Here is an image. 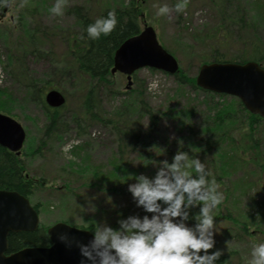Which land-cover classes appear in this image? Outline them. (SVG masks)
<instances>
[{
  "label": "rangeland",
  "instance_id": "374dc122",
  "mask_svg": "<svg viewBox=\"0 0 264 264\" xmlns=\"http://www.w3.org/2000/svg\"><path fill=\"white\" fill-rule=\"evenodd\" d=\"M129 2L130 0H66L63 14L54 15L49 9L55 0L5 1L9 6L0 18V68L4 74L0 90L10 95L8 105L12 109L10 114L0 112L13 117L22 125L26 138L21 149V159L31 176L44 178L46 181L44 187L34 189L29 197L31 204L39 206V225L49 227L61 221L82 228L89 223L115 224L114 227H118L117 221L128 215H151L142 206L136 205L131 194L122 196L120 193L107 191V183L103 185L100 181L102 175L116 165L120 144H128L130 137L121 142L114 129L99 123L90 125L87 133L79 134L73 122L74 116H82V97L86 83L66 53V36L79 28L77 19L67 9L73 5L82 6L94 17L106 8L120 7ZM142 3L144 18L141 20V29L144 24L154 27L159 42L165 49L175 51L173 55L179 68L188 77L196 78L201 66L200 56L208 52L210 43L218 48L219 43L225 41L227 45L225 44L224 51L230 57L239 56L242 48L250 50L249 44L254 43L260 56L264 55V0H142ZM177 4L181 5L179 10L176 8ZM160 5H167L169 11L158 16L156 8ZM241 16L249 26L239 29L237 20L222 25V18L238 19ZM207 32L214 35L210 42L202 39V35ZM195 34L199 36L196 41L193 39ZM10 55L22 60L24 73L28 78L48 81L49 90H59L65 98L57 124V135L47 139L40 150L38 147L48 119L42 107L30 101L24 87L29 80L23 77V69L20 70L13 61L9 63ZM136 77L140 82L136 81ZM111 80L112 91L99 88L97 110L102 116L118 118L115 111L127 108L130 116L127 121L134 125L135 119L141 114L138 109L127 104L133 96L129 91L137 88L142 89L147 104L158 116L156 124H152L147 115H143L137 124L139 134L132 148L129 144L125 147L122 162L137 175H154L158 162L163 159L170 162L178 150L198 157L199 152L191 148L189 143L198 144L197 138L204 133L200 130L204 118L206 114H211L209 112L204 115L207 109L202 101L211 98V104H214L232 98L236 101L238 99L230 95L211 97L209 93L194 89L188 84L179 85L172 74L149 67L136 70L130 84L121 72L112 74ZM187 107L192 108L190 124L196 131L192 140H188V128L180 125L177 113ZM244 132L242 126L239 132L233 134ZM255 133L260 134V139L264 141V121L259 122ZM69 143L72 147L65 154L62 147ZM74 149L77 155L74 154ZM244 169L252 171L253 167L249 164ZM245 171H236L232 181L235 184L242 181L244 192L247 193L237 197L236 203L231 204L234 212L240 214L241 218L251 214L258 223L260 212L264 211V171L257 169L253 174ZM130 177L125 181L113 182L110 179V184L127 188L129 183L134 182ZM249 186L251 188L247 190ZM251 198L258 204L251 207ZM261 218L258 228L250 227V231L257 230L255 243L264 242V215ZM214 241V247L207 251L218 248L224 254L233 250L236 251L239 264H248L250 249L254 244L252 239L240 240L216 230Z\"/></svg>",
  "mask_w": 264,
  "mask_h": 264
},
{
  "label": "trees",
  "instance_id": "16d2710c",
  "mask_svg": "<svg viewBox=\"0 0 264 264\" xmlns=\"http://www.w3.org/2000/svg\"><path fill=\"white\" fill-rule=\"evenodd\" d=\"M179 2L182 5L184 4L182 1ZM5 5V2L0 3V8ZM142 6V0H130L126 5L116 8H106L94 17L90 16L88 11L82 6L73 5L67 9L68 12L77 19L79 28L75 33L66 36V53L69 54L74 68L79 76L85 79L86 83L82 97V116H74L73 119L79 134L87 133V128L93 123H99L105 126L109 125L110 128L114 129L116 134L119 135L121 142L129 136L130 139L128 144L132 148L137 134H139V126L137 124L140 122L142 116L147 115L152 124H156L158 116L152 112L147 104L142 95V89L138 88L129 91L130 93L132 92L133 96L130 103L127 104L128 106L130 105L138 109L140 112L139 114H141L135 119L134 125L127 121V117H130L128 112L129 109L127 108H124L122 111L119 109L115 111V113H118V118H116V116H102L97 110L99 107V100L97 101L100 94L99 88H107L112 91V73L110 70L113 66L115 50L126 38L141 30V20L144 18L143 9H141ZM110 10L115 12L117 21L112 31L107 35L102 34L97 39L88 38L84 31L85 26L93 22L97 17L106 16ZM221 20H224L222 25L230 23L231 20L233 21L232 23L237 20V23L240 24L239 29L249 26L242 16L238 19H234L233 17V19L222 18ZM202 36L205 42H210L209 40L214 37V35L211 36L210 32L204 33ZM31 37H34V35ZM198 37L199 36L195 34L193 36L194 41H196ZM225 44V41H221L217 48L210 43L208 52L200 56V65L212 61L242 63L253 60L264 66V55L262 54V56H260L256 44H249L250 50L248 51L242 48L240 55L235 57H230L226 51H224ZM220 49L224 52H221ZM166 50L172 55L175 53L174 50H168L167 48ZM12 61L20 70L23 69L22 74L25 80H29L25 83L24 87L30 101L41 106L48 119L38 147V150H40L43 145L46 144L47 139L51 138L53 135H57L58 120L65 104L63 103L58 107L49 106L44 99L45 93L49 90V82H41L28 78L27 74L24 73L25 69L22 60L14 55H10L9 63ZM12 73H14L13 70ZM173 76H175L179 85L188 84L194 89L209 93L211 97L213 95H228L225 93L212 92L199 87L195 82V77H188L180 68ZM136 81L140 82L137 80V77ZM9 98V94L0 90V111L7 114H10L12 109V106L8 105L11 99ZM210 99L211 98L202 101L207 109L204 115L209 112L211 113L206 114L207 116L204 118V124L200 128L204 133L201 137L197 138L198 144H193V142H191L189 145L199 152L198 158L202 160L209 171V180L211 181L214 179L218 186L217 190L223 193L222 201L212 211V215L214 216V230H219V233L236 237L240 240L245 238L252 239L255 243L254 237L257 230L250 231V227L256 226L258 228V224L262 221L261 217H263L264 211L260 212L258 223L251 214H247V217L241 218L240 214L234 212L231 203H236L237 197H241L242 194L245 195L247 192H244L242 181L235 184L232 178L236 171H245L244 168L249 164L253 167L252 171H245L249 172V174H253V171L257 169L264 171V141L260 139V134L255 133L259 122L264 121V119L257 114L249 112L239 99L236 101L232 98L229 101L223 100L221 103L217 102L214 104H211ZM123 105L124 103L122 107ZM138 110L136 111L138 112ZM177 113L180 117V125L188 128V136L190 137L188 140H190L196 132L191 128L190 124L192 108L187 107L186 109H180ZM242 126L245 129L244 134H233V132H239ZM128 144H120V155L116 160V165H113L108 173H104L100 180L103 185L107 183V191L120 193L122 196L131 193L126 187L111 185L110 179H113V182L119 180L125 181L130 175V178L133 179L137 175L133 169H130L128 165L126 166V163L122 162L125 155L124 150ZM73 152L77 155L76 149H74ZM22 154L23 153L17 155L15 152L10 151L0 144V189L15 190L29 198L34 192V189L44 187L46 181L44 178L37 179L29 174L21 159ZM189 156L191 158L193 155L189 154ZM241 176H239V178H241ZM225 181H228L227 185ZM250 188L249 186L247 190H250ZM257 204L255 199L251 198L250 206L252 207ZM262 207L264 208V204H262ZM34 208L38 211V204H34ZM197 212L198 205L190 209V217L192 213L195 214ZM193 222L191 218L186 221L188 224H192ZM114 225L115 224L110 226L114 227ZM95 226V223H89L87 226L83 227L91 231ZM49 244L50 240L47 234V227L43 225H39V227L33 231H21L8 235L9 252L19 250L26 246H48ZM236 255V251L233 250L228 253H221L217 258L216 264H239Z\"/></svg>",
  "mask_w": 264,
  "mask_h": 264
},
{
  "label": "clouds",
  "instance_id": "9594fccd",
  "mask_svg": "<svg viewBox=\"0 0 264 264\" xmlns=\"http://www.w3.org/2000/svg\"><path fill=\"white\" fill-rule=\"evenodd\" d=\"M5 0H0L4 3ZM66 0H55L50 13L62 15ZM181 5L177 4L179 10ZM169 11L167 5L156 8V15ZM116 15L110 10L85 26L90 39L107 35L115 27ZM72 144L62 151L68 154ZM215 180L196 156L178 150L171 161L160 160L154 175L143 173L127 185L136 205L151 215H128L117 221L118 227L96 224L86 243L77 240L78 264H216L221 249L214 247L213 209L222 201ZM198 205V212L190 209ZM194 222L186 223L189 219ZM57 239L68 246L66 232ZM248 264H264V242L254 243Z\"/></svg>",
  "mask_w": 264,
  "mask_h": 264
},
{
  "label": "water",
  "instance_id": "95a60500",
  "mask_svg": "<svg viewBox=\"0 0 264 264\" xmlns=\"http://www.w3.org/2000/svg\"><path fill=\"white\" fill-rule=\"evenodd\" d=\"M8 6L6 4L3 11ZM143 67L168 74L179 70L177 59L162 46L154 27L148 24L118 46L110 72L123 73L130 84L132 74ZM195 82L203 89L236 96L249 112L264 119V68L258 62L204 63L199 67ZM44 98L52 107L65 102L63 94L56 89L47 91ZM25 136L24 128L16 119L0 112L2 146L19 155ZM38 226V212L28 197L15 190L0 189V264H78L80 253L75 242L86 243L92 232L61 221L47 228L48 246H26L7 253L10 233L33 231ZM61 231L67 233L68 246L57 239Z\"/></svg>",
  "mask_w": 264,
  "mask_h": 264
},
{
  "label": "flooded vegetation",
  "instance_id": "af4514ba",
  "mask_svg": "<svg viewBox=\"0 0 264 264\" xmlns=\"http://www.w3.org/2000/svg\"><path fill=\"white\" fill-rule=\"evenodd\" d=\"M5 7V6H4ZM4 7H1L0 8V13H2V16L6 13L8 7L6 8V11H3L4 10ZM7 253H9V251H7Z\"/></svg>",
  "mask_w": 264,
  "mask_h": 264
},
{
  "label": "built area",
  "instance_id": "2783aa9c",
  "mask_svg": "<svg viewBox=\"0 0 264 264\" xmlns=\"http://www.w3.org/2000/svg\"><path fill=\"white\" fill-rule=\"evenodd\" d=\"M4 75L3 72L0 70V84L3 82Z\"/></svg>",
  "mask_w": 264,
  "mask_h": 264
}]
</instances>
